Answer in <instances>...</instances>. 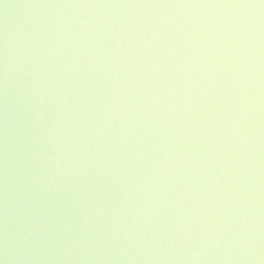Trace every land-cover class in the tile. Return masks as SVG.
Masks as SVG:
<instances>
[{"label":"water","instance_id":"water-1","mask_svg":"<svg viewBox=\"0 0 264 264\" xmlns=\"http://www.w3.org/2000/svg\"><path fill=\"white\" fill-rule=\"evenodd\" d=\"M0 264H264V0H0Z\"/></svg>","mask_w":264,"mask_h":264}]
</instances>
